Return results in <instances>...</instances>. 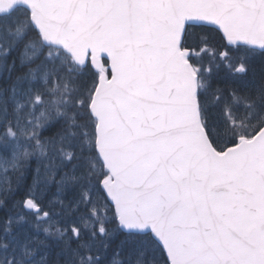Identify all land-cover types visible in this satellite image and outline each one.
Segmentation results:
<instances>
[{
	"label": "snow or ice",
	"instance_id": "snow-or-ice-1",
	"mask_svg": "<svg viewBox=\"0 0 264 264\" xmlns=\"http://www.w3.org/2000/svg\"><path fill=\"white\" fill-rule=\"evenodd\" d=\"M0 264H264V0H0Z\"/></svg>",
	"mask_w": 264,
	"mask_h": 264
},
{
	"label": "rangeland",
	"instance_id": "rangeland-1",
	"mask_svg": "<svg viewBox=\"0 0 264 264\" xmlns=\"http://www.w3.org/2000/svg\"><path fill=\"white\" fill-rule=\"evenodd\" d=\"M197 55L202 57L200 63H202L205 68L211 69V75L214 82L222 83L225 79L229 78L230 76L236 75L235 72L231 71L228 68V62L219 57V53H217V55L214 57L209 56L205 53H198ZM17 199H19V196L17 197Z\"/></svg>",
	"mask_w": 264,
	"mask_h": 264
},
{
	"label": "trees",
	"instance_id": "trees-1",
	"mask_svg": "<svg viewBox=\"0 0 264 264\" xmlns=\"http://www.w3.org/2000/svg\"><path fill=\"white\" fill-rule=\"evenodd\" d=\"M211 46H212L213 49L215 50L216 55H217V53L227 51L226 42L221 41V40H219V39H215V40H213ZM197 53H199L198 50H197ZM82 80H83L84 83H88V78H87V76L83 77ZM219 82H220V81H219ZM31 183H32V175H31V173H29V174H27V178H26V180H25V182H24V189H22V191L25 190L26 187H27V185H30ZM52 191L54 192L55 190L52 189ZM17 197H18V196H17ZM48 197L51 198L50 195L47 196V197H44L45 201L48 200ZM20 198H21V197L19 196V199H20Z\"/></svg>",
	"mask_w": 264,
	"mask_h": 264
}]
</instances>
